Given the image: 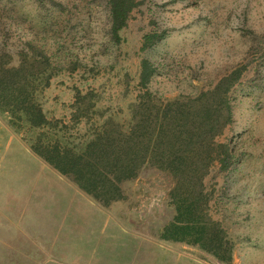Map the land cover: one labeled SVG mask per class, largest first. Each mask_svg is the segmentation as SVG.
I'll return each instance as SVG.
<instances>
[{"label": "rangeland", "instance_id": "rangeland-1", "mask_svg": "<svg viewBox=\"0 0 264 264\" xmlns=\"http://www.w3.org/2000/svg\"><path fill=\"white\" fill-rule=\"evenodd\" d=\"M44 3L0 0V46L8 32L10 53L31 39L66 65L44 92L49 117L70 116L75 88L125 111L139 92L143 58L155 67L148 88L165 99L242 68L230 92L232 122L217 137L235 163L213 167L205 180L218 200L211 214L235 248L221 262L162 239L172 180L150 167L122 183L123 199L103 205L30 149L36 131L16 128L0 111V264H264V0H137L119 44L108 40L105 0ZM149 33L161 37L141 49ZM70 61L78 62L73 71ZM89 113L97 122V111Z\"/></svg>", "mask_w": 264, "mask_h": 264}, {"label": "trees", "instance_id": "trees-1", "mask_svg": "<svg viewBox=\"0 0 264 264\" xmlns=\"http://www.w3.org/2000/svg\"><path fill=\"white\" fill-rule=\"evenodd\" d=\"M105 1L108 40L119 44L120 31L137 0ZM44 2L39 0L43 6ZM6 35L0 46V111L8 114L16 128L36 131L30 149L103 205L123 199L122 183L136 178L144 168L168 175L173 215L161 237L197 246L221 262H230L235 241L223 222L211 214L218 200L205 180L213 167L225 172L235 163L230 145L217 137L232 122L230 92L242 68L233 69L208 89L165 99L148 88L155 67L143 58L139 92L125 111L101 105L92 90L83 93L75 88L70 116L49 117L44 92L66 65L55 63L31 39L12 54L6 48ZM160 37L145 34L141 49ZM69 63L71 71L77 68L78 62ZM91 109L97 111V122L90 124ZM81 123L87 124L83 132Z\"/></svg>", "mask_w": 264, "mask_h": 264}, {"label": "crops", "instance_id": "crops-1", "mask_svg": "<svg viewBox=\"0 0 264 264\" xmlns=\"http://www.w3.org/2000/svg\"><path fill=\"white\" fill-rule=\"evenodd\" d=\"M162 238V237H161ZM163 239V238H162ZM164 240H166V239H164ZM167 241H171V240H167ZM172 242H178V241H172ZM180 243H183V242H180Z\"/></svg>", "mask_w": 264, "mask_h": 264}]
</instances>
